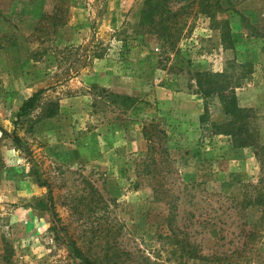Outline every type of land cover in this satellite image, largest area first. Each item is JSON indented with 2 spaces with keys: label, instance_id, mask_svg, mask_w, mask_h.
<instances>
[{
  "label": "rangeland",
  "instance_id": "obj_1",
  "mask_svg": "<svg viewBox=\"0 0 264 264\" xmlns=\"http://www.w3.org/2000/svg\"><path fill=\"white\" fill-rule=\"evenodd\" d=\"M197 72L235 85L253 144L203 131ZM149 120L165 150L145 171ZM0 125L20 138L0 131V264H81L71 242L95 264H226L181 254L171 228L205 257L264 264V0H0ZM48 187L56 230L30 204Z\"/></svg>",
  "mask_w": 264,
  "mask_h": 264
},
{
  "label": "trees",
  "instance_id": "obj_2",
  "mask_svg": "<svg viewBox=\"0 0 264 264\" xmlns=\"http://www.w3.org/2000/svg\"><path fill=\"white\" fill-rule=\"evenodd\" d=\"M151 0H149L150 2ZM164 1V0H163ZM163 3L160 1H154V4L150 3L149 9L146 7L144 10L146 11L145 17H149V22L151 21V27L156 28L157 25L163 23V27L165 28V17L163 16L164 8ZM161 17L160 19H156V17ZM223 35L226 33L223 31ZM197 90H199L200 94L205 98V106L203 109V113L200 115L199 124L203 131L207 130L210 134L212 133H221L226 134L231 137L232 143L235 146L240 145H251L255 142V129L249 126V119L251 117L250 108L238 106L236 101V95L234 93L233 87L235 85L229 86V83L224 84L221 82V79L224 76L221 73H210V72H197ZM230 87V88H229ZM45 88H40L34 91L30 96L25 98L21 105L17 108L15 112L14 124L16 125L19 121L29 114L32 113L34 109H36L40 103V100L43 96ZM211 94H216L218 96L220 102L222 103V109L226 115V119L220 122H213L209 120L208 117V107L206 103L207 96ZM120 97V96H119ZM124 102L133 103L135 100L130 96H121ZM114 102V100H112ZM51 103V102H50ZM130 105V104H126ZM58 108L55 106V103H51L48 105V115L53 114L54 111ZM142 135L147 141V152L143 154V156L147 157V160L144 163L143 170L149 171L150 162L153 163L156 159L157 152H161L165 150L163 146L164 141V130L161 129L157 123L152 121H147L142 123ZM0 131H2L6 136L12 138V140L19 145L20 138L14 131V133H10L6 131L5 128L0 125ZM142 156V158H143ZM144 160V159H143ZM264 182V181H263ZM261 186H264L261 185ZM52 195L50 193V188L48 187V191L44 200H34L32 205L43 208L46 210L49 221V226L56 230L55 223L53 222L54 211L51 205ZM257 204L260 207V211L264 212V194L259 195V199L257 200ZM264 214V213H263ZM171 235L173 240L181 254L188 256L189 258L198 257V259H206L210 258V260L217 262H225L226 264H236L235 254L236 250L231 251L230 253H212L210 256H203L200 254V245L199 242L191 241L187 232L182 230H177L171 228ZM69 243V242H68ZM71 248V253L75 254V257L80 260L81 264H95V262L88 257L82 256L79 248L71 242L68 244Z\"/></svg>",
  "mask_w": 264,
  "mask_h": 264
}]
</instances>
